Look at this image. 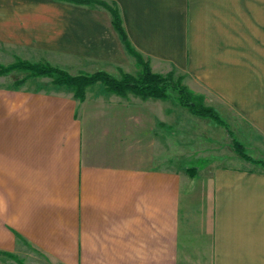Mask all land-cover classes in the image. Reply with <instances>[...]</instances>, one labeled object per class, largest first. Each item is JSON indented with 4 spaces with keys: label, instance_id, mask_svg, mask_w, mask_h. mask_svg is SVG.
<instances>
[{
    "label": "crops",
    "instance_id": "1",
    "mask_svg": "<svg viewBox=\"0 0 264 264\" xmlns=\"http://www.w3.org/2000/svg\"><path fill=\"white\" fill-rule=\"evenodd\" d=\"M106 1L262 165L195 146L172 169V128L199 140L211 120L170 98L0 84V264H264V0ZM0 47L73 75L139 70L99 5L0 0Z\"/></svg>",
    "mask_w": 264,
    "mask_h": 264
},
{
    "label": "trees",
    "instance_id": "2",
    "mask_svg": "<svg viewBox=\"0 0 264 264\" xmlns=\"http://www.w3.org/2000/svg\"><path fill=\"white\" fill-rule=\"evenodd\" d=\"M65 1L82 5H99L109 10L112 16L113 26L122 37L129 51L138 59L139 64L143 66V69L140 70L137 75L122 71L120 78L115 77L104 70H99L93 73L82 71L76 75H73L68 71L52 65L46 61L30 62L20 60L17 63L7 67L1 68L0 66V74L4 72L7 73L16 68L19 70L27 71L28 75L16 80V85L23 84L28 77L49 76L52 77V82L54 84L66 85L72 88L75 96L80 100L85 99L87 87L98 82H101L110 92L118 93L121 95L133 93L144 98L154 97L167 99L169 97V88H173L178 93L177 99L181 105L188 107L194 114L213 118L220 124L224 125L228 129L229 134L233 137L234 147L236 151L243 157H247L243 144L239 140H237L227 123L219 115L218 111L212 106L203 104L201 95L195 94L190 88L182 84L180 81L174 82L171 77L162 76L156 72H153L149 65L142 64L140 60V54L135 51L128 40V36L122 21V16L117 6L110 4L106 0ZM0 254L14 257L9 253L0 252Z\"/></svg>",
    "mask_w": 264,
    "mask_h": 264
},
{
    "label": "rangeland",
    "instance_id": "3",
    "mask_svg": "<svg viewBox=\"0 0 264 264\" xmlns=\"http://www.w3.org/2000/svg\"><path fill=\"white\" fill-rule=\"evenodd\" d=\"M109 3L116 6V4H114L113 2H109ZM15 55L16 54H13L10 50L3 48V47H0V66H1V68L15 64L20 60L30 61V62L46 61V60H42L43 58L41 60H38V61H32V60H28V59H24V58H18ZM136 60L138 62L137 58H136ZM140 60H141L142 64L149 65V67L151 68V70L153 72H156L162 76L171 77L174 80V82L180 81L182 84L185 85L184 75L181 71H179V69H177L175 67H169L166 72H157V71L153 70V68L151 66L150 59H148V58H146L140 54ZM46 62H48V61H46ZM138 69H139L138 71H136L132 74L137 75V73L143 69V66L140 65L139 62H138ZM122 71L123 70H120V72H117L116 74H114V75L112 74V75L120 78L121 77L120 73ZM27 75H28L27 71L19 70L16 68V69H13L7 73H5V72L1 73L0 74V84L14 85L16 80L23 78ZM34 78H37V77H34ZM38 78H40V80H42L43 84H45L47 87H49L50 84L53 85L52 77L39 76ZM168 92H169L168 98H170L172 101L173 109L176 108L175 107L176 105L182 106L185 108L184 110H186V112H190L193 115H197V114H194L193 112H191L188 107L180 104V102L177 99L178 93L176 90H174L173 88H169ZM201 99L203 100V101L201 100L203 102V104H205L207 106H211L209 103H207L205 101L204 96H202ZM173 109H172V111H173ZM177 109H175V110H177ZM219 115H220V113H219ZM197 116H200V115H197ZM202 117H204V116H202ZM206 118H210V117H206ZM221 118L227 123L229 128L232 130L234 136L237 138V140H239L238 136L236 135L234 128L228 122V120L222 116H221ZM178 120H179V118H176V121H178ZM210 120L211 121L209 123H205L203 121L202 124L199 125V127H201L203 129V135L199 136V138H200L199 140L193 139L194 137H193V134L190 133V130L186 131V132H188V134H186L185 137H183L184 135L181 136L178 133V130L176 127L172 128V143H171V147H172L171 148L172 149V164H171L172 169H175L178 167H184V164H186L187 161H190L191 160L190 157H192L194 155V153L196 152V151H194L196 147L197 148L201 147L200 150L202 151V153L200 152V155L202 157L207 156L209 158L213 155V157L222 156L224 158H229L230 154H232L235 151L242 159L249 161L251 163H254L255 165H262V159H258L257 156L254 155V153L251 150H248L247 147L240 140L239 141L243 144V146L245 148V152L247 154V157H243L240 153H238L234 147L233 137L229 134L228 129L224 125L220 124L218 121L214 120L213 118H210ZM172 121H173V118H172ZM212 128H213V130H212ZM184 131H182V132H184ZM197 152H198V150H197ZM193 168H195V169H193ZM188 169L191 171H196L197 167L194 165H191L190 167H188Z\"/></svg>",
    "mask_w": 264,
    "mask_h": 264
}]
</instances>
